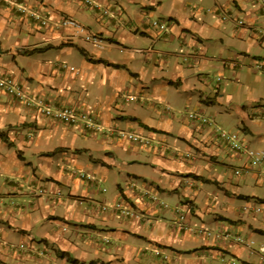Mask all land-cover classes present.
I'll return each instance as SVG.
<instances>
[{
	"label": "crops",
	"instance_id": "obj_1",
	"mask_svg": "<svg viewBox=\"0 0 264 264\" xmlns=\"http://www.w3.org/2000/svg\"><path fill=\"white\" fill-rule=\"evenodd\" d=\"M89 2L0 0V75L14 78L33 104L0 91V264H264L255 252L264 241V165L240 171L245 159L218 144L210 126L184 119L201 112L264 151V107L252 108L244 92L236 96L247 75L244 65L228 64L264 61V16L251 0ZM218 5L251 27L222 21ZM60 17L103 46L56 28ZM152 19L171 24L159 32ZM191 50L201 53L194 63L180 57ZM37 104L90 112L92 126L51 120ZM95 127L140 134L154 146ZM78 172L92 184L76 179ZM144 190L168 208L147 203ZM119 200L147 218L97 209ZM175 209L185 214L183 229ZM199 228L221 235L190 231ZM235 235L252 241L253 251Z\"/></svg>",
	"mask_w": 264,
	"mask_h": 264
},
{
	"label": "built area",
	"instance_id": "obj_2",
	"mask_svg": "<svg viewBox=\"0 0 264 264\" xmlns=\"http://www.w3.org/2000/svg\"><path fill=\"white\" fill-rule=\"evenodd\" d=\"M253 5L255 6L256 10L259 12L260 15L264 16V0H251ZM85 3L90 4L89 0H85ZM96 9H98L97 6H94ZM216 12L218 17L222 21H232L235 26L237 27H251L250 25H247L245 21L240 19L239 17H234L232 15V12L230 9L223 7V6H216ZM106 14V12H104ZM37 23L46 26L49 24V20L46 19L43 15H36L33 14L31 15ZM56 28L60 29H71L76 32H84V40L88 41L97 47L103 46V42L95 35H90L87 34L84 31L83 26H81L79 23H77L75 20L69 17H60L56 22L53 24ZM150 25L156 29L159 32H166L168 27L164 21H161L160 19H152L150 21ZM254 31H263L261 27L258 26H253L252 27ZM201 53L197 50H191L188 53L184 55H180L181 58L185 61H190L192 63L198 61ZM228 64L236 69L241 68L244 63L243 61L239 60H229ZM252 66L254 67L255 70H263L264 69V64L259 62H253ZM220 77L217 76L214 79V82L219 83L220 82ZM0 91L4 92L6 95L12 97L16 102H21L24 104V106H32L33 104L31 103L30 100L27 99L26 95L23 93L21 90V87L19 83L12 77L8 75H0ZM37 111H39L41 114L46 116L47 118L58 121L64 124H74L77 121L79 122L80 119H85L83 122V126L85 128H89L92 126L91 120L88 117L87 111H79L75 109L72 106H61L59 108L55 107H49V106H41L37 104ZM186 117L189 119V122L192 124L196 125V128H199V126H211L213 125V121L210 120L207 116H205L201 112L197 111H187ZM96 132L101 131V128L95 127L94 129ZM103 131V130H102ZM101 131V132H102ZM104 132V131H103ZM102 132V133H103ZM105 136L107 137H114L120 140H125L129 143H132L133 145L137 146H153L151 143L150 138H146L141 136L140 134L132 133V132H125V131H117L113 135L104 132ZM108 134V135H107ZM218 137L222 141V147H224L228 153L235 154L239 157H243L245 159V163L243 166L240 167V171L244 172L247 171L248 169H251L253 166H263L264 165V151L262 150H255L250 148L247 145H244L238 135L236 133H229L225 131H220ZM160 144H158L159 146ZM135 183H130V187H135ZM142 196L144 200L153 206L159 207L161 209H167L168 206L167 204L162 200L160 194L150 192L148 190L142 191ZM97 209L101 212H104L105 214H110V215H118L124 218H129L132 220L136 221H143L147 217L142 211L137 210L135 207H133L130 203L125 202L124 200L118 201L114 203L113 205H97ZM176 212V227L177 229H183L185 227V214L177 209L174 210ZM260 209H255V212H259ZM194 230L198 234L204 236V237H213V238H218L221 234H212L210 231H206L202 228L199 229H190V231ZM229 234L226 233L224 237H228ZM233 241L237 244L245 245L249 249H251L252 241L248 243H244V238H242L239 235H235L232 237ZM252 250V249H251ZM253 251V250H252ZM256 254L259 257L260 262H264V241L257 247V250H255ZM155 255H159V252H155Z\"/></svg>",
	"mask_w": 264,
	"mask_h": 264
},
{
	"label": "rangeland",
	"instance_id": "obj_3",
	"mask_svg": "<svg viewBox=\"0 0 264 264\" xmlns=\"http://www.w3.org/2000/svg\"><path fill=\"white\" fill-rule=\"evenodd\" d=\"M239 18L241 20L244 19L243 17H239ZM163 21L166 22V23L171 24V21H169V19H163ZM239 28H242V27H239ZM259 62H264V61H262V60H257L256 61V63H259ZM243 67H244L243 68L244 69V75H247V78L244 76L245 77L244 78L245 79L244 82L246 83L247 87H244L241 90L239 89L240 85H242V81L240 79L241 84H237L235 86V94L239 98H244V95H242V92H244L245 96H247L246 97L247 99H245V100H249L250 99L252 101V105H251L252 108L254 107V108L259 109L261 111L262 107H264V69L263 70H255L254 67L251 65V67H252L251 68L250 65H248V63H244ZM209 75L211 77H213L214 79L217 76L220 77V75H217V73H215V72L209 73ZM259 97H260V99H259ZM189 111H192V110H189ZM185 113H187V112H185ZM44 118L47 119L46 117H44ZM208 118L214 122V120L211 117H208ZM184 119L189 122V119L186 117V114L184 116ZM254 119H258V118H254ZM210 127H211L212 137L221 146H222L223 143L220 140V138L218 137L220 131H225V132H229V133H236L237 135L241 134V133H239V131H236V130L232 131V130L226 129L225 127H222V126L218 125L217 122L216 123L214 122L213 125H211ZM101 131H98L97 133H101ZM1 134L5 136V134L3 132H1ZM151 143H153V142L151 141ZM152 145L154 146V143ZM252 149L261 150V149H256V148H252ZM256 167L257 166H253V167H251V169H254ZM76 175H77L76 179L92 184V182H88L86 180L87 178H89L87 174L82 173V172H78V173H76ZM79 198L81 199V201L78 202V203H83L84 202L83 199H86L85 197H78L77 200ZM119 201H121V200H119ZM102 204L103 203H100V204H98V206L102 205ZM113 204H105V205H113ZM155 208H157V207H155ZM177 210H179V209H177ZM179 211H181V210H179ZM186 223H187V221L185 222V224Z\"/></svg>",
	"mask_w": 264,
	"mask_h": 264
},
{
	"label": "trees",
	"instance_id": "obj_4",
	"mask_svg": "<svg viewBox=\"0 0 264 264\" xmlns=\"http://www.w3.org/2000/svg\"><path fill=\"white\" fill-rule=\"evenodd\" d=\"M113 66H116L117 67V65H113ZM0 138H4V135H2L1 132H0ZM71 261L74 262L73 259H71Z\"/></svg>",
	"mask_w": 264,
	"mask_h": 264
}]
</instances>
